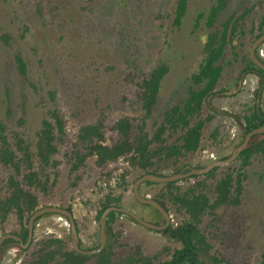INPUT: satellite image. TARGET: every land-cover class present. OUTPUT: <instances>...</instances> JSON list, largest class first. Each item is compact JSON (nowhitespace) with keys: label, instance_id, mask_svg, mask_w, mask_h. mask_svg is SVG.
Returning <instances> with one entry per match:
<instances>
[{"label":"rangeland","instance_id":"374dc122","mask_svg":"<svg viewBox=\"0 0 264 264\" xmlns=\"http://www.w3.org/2000/svg\"><path fill=\"white\" fill-rule=\"evenodd\" d=\"M177 1L127 0L121 5L120 0H0V120L5 123L12 144L15 133H20L30 144L36 159L34 167L38 169L36 142L42 120L49 117L52 109L63 116L66 136L54 156L60 164L46 169L50 177L46 191L30 190L39 197L38 208L72 206L76 221L79 219L81 224V244L85 248L98 243L92 240L93 234L100 231L96 215L101 199L109 191L121 195V205L145 220H164L136 199L133 185L139 174L132 171L125 157L99 167L96 156H91L80 170L72 172L69 156L82 125L103 119L107 143L111 144L118 139L112 130L118 118H141L140 84L163 63L169 70L153 115L148 119V129L154 130L168 109L187 98L192 74L199 70L210 31L205 17L198 27L195 21L200 13L208 15L216 0H190L181 26L174 25ZM246 9L249 11L242 21L245 34L238 32L233 43L227 46L217 92L202 111V117L211 114L214 118L203 129L201 147L177 163L169 162L170 167L163 168L166 175L187 165L203 167L212 160L230 156L244 139L240 123L256 102V91L262 82L260 104L264 110V76L242 74L255 35L264 30L261 23L264 22V0H229L217 26L230 14H242ZM4 33L12 37L10 44L1 38ZM18 50L27 61L26 78L18 71ZM263 50L264 43L258 51ZM175 138L176 135L169 141ZM240 166L241 160L237 159L219 166L210 177L191 176L177 185L183 190L190 186L203 188L213 200L217 181L227 173L236 175ZM13 172L14 169L0 163L1 186H6ZM125 172L126 184L122 179ZM244 173L240 203L222 205L203 217L201 227L212 244L211 253L223 259L215 264H258L264 250V153L255 155ZM198 182L201 184L197 185ZM165 190L163 183L143 184L140 189L143 196L151 198ZM166 205L171 210V223L177 226L185 216L176 213L170 199ZM65 221L58 214L42 216L35 225L30 249L23 248V251L9 243L1 264H27L33 259L36 241L43 237L65 238L67 246L72 248L70 224ZM114 227L123 229L124 244L118 248L117 258L139 246L145 255H158L152 264H159L181 247L170 234L147 228L126 216ZM19 231L15 213L0 225V236Z\"/></svg>","mask_w":264,"mask_h":264},{"label":"trees","instance_id":"16d2710c","mask_svg":"<svg viewBox=\"0 0 264 264\" xmlns=\"http://www.w3.org/2000/svg\"><path fill=\"white\" fill-rule=\"evenodd\" d=\"M126 1L120 0L121 5ZM228 2L229 0H216V3L210 7L208 15L200 13L195 21L198 27L200 20L205 17V24L210 28V31L204 42L203 58L199 70L192 74V85L189 87L187 98L168 109L164 113L163 120L154 130L148 129V119L153 115L164 77L169 70L165 63L157 66L140 84L142 117L122 116L118 118L112 125V130L118 134L116 141L111 144L107 143L103 119L80 127L69 156L72 172L80 170L89 157L96 156V164L99 167L117 162L125 157L130 162L132 171L139 174L138 177L146 173L166 175L163 168H169L170 165H167L169 162L177 163L181 157L195 153L200 149L203 129L207 122L214 118L211 114L205 118L202 117V111L204 106L209 104L210 98L217 92V85L224 69L221 61L225 55V50L229 44L233 43L238 32L242 35L245 34L242 21L245 20L249 9H246V12L242 14H230L217 26L221 13L227 7ZM189 3L190 0L177 1L174 25H182L189 9ZM261 23L264 25V22ZM263 33L264 30L261 29L255 35V39ZM1 38L5 43L10 44L12 37L8 33H4ZM257 54L264 61V57L260 56L259 51ZM248 59L242 74L254 73L263 77L264 70L253 62L250 55ZM16 62L19 73L26 78L28 76L27 61L19 50L16 54ZM262 90L263 82L256 91V102L250 108L249 113L243 116L244 122L240 123L244 137L248 132L264 124V110L260 104ZM51 93L52 99H54V92ZM11 111L9 109L8 114ZM237 117L241 119L240 116L237 115ZM23 121L24 119H21V122ZM175 135L176 138L170 142L169 138ZM14 136L15 143L12 144L7 133V127L0 120V163L5 167L14 169V172L7 179L6 186L0 185V225L7 222L11 213H15L20 224V231L16 234L25 243L28 238V220L40 206L39 197L30 189L47 190L50 177L45 171L48 167H57L60 164V161L54 156L59 153L60 144L64 142L66 122L57 109L50 110L49 117L42 120L36 142V155L40 169L34 167L36 159L33 158L30 144L26 143L20 133H15ZM19 153H21V157H19ZM262 153H264V133L254 135L248 146L239 155L238 159L241 160V166L237 174L227 173L217 181L214 186L215 197L213 200L207 192H204L203 188L200 190L196 186H190L183 190L180 185H177L180 180L163 183L166 190L158 193L154 199L169 212L171 210L167 207L166 200L170 199L176 213L184 215L185 218L177 226L171 223L168 228L162 230L163 233L170 234L173 239L179 241L181 247L174 249L170 258L160 261L159 264H215L223 260L211 253L212 244L201 227L203 217L207 214H213L222 205L240 203L244 169L251 164L255 155ZM218 168H214L205 175L212 176ZM183 169L185 167L177 172H181ZM127 172L122 174L123 181ZM20 175L22 179L19 178ZM192 177H197V175ZM145 184L157 183L146 182ZM200 184V182L197 183V185ZM121 199V195H115L113 191L107 192L99 203L96 220L99 222L100 216L106 208L112 205L121 206ZM145 206L150 207L163 218L156 208L146 204ZM67 209L73 212L72 206L67 207ZM125 216L134 220L131 216L121 212L113 211L108 215L107 243L99 253L90 255L79 253L73 247L67 246L68 243L65 238L49 236L36 241L33 259L27 264H89L91 261H93L91 264H152L159 256L145 255L139 246L124 257H116L118 248L124 242L121 240L122 227L116 230L114 225ZM154 223L162 225L165 221ZM78 232H80L79 228ZM33 241L34 237L26 249L27 251L32 246ZM97 242L96 245L87 248V250L98 248L99 239ZM9 243L17 245L25 251L18 242L8 239L0 250L1 261L8 250L7 245ZM166 249L164 250L166 251ZM258 264H264V250L260 255Z\"/></svg>","mask_w":264,"mask_h":264},{"label":"water","instance_id":"95a60500","mask_svg":"<svg viewBox=\"0 0 264 264\" xmlns=\"http://www.w3.org/2000/svg\"><path fill=\"white\" fill-rule=\"evenodd\" d=\"M263 43H264V33L262 35H260L257 39H255L254 43L251 46L250 54H249L250 58L253 60V62L262 70H264V61L259 58L257 51ZM261 133H264V124L253 129L252 131L248 132L245 135L242 143H240L234 149V151L232 152V154L230 156H228L227 158H224V159L212 160L211 162H209L207 165H205L203 167H195L192 165H187L185 167V169H183V171L177 172V173H172L169 175H155L152 173H146V174H143L142 176L138 177L135 180L134 185H133L134 195L140 203H142L144 205L145 204L150 205V206L156 208L161 213V215L163 216L164 221H165V223L162 225H158L154 222L145 220L139 214H137L135 211H133V210H131L125 206L112 205V206H110L104 210V212L101 214L100 219H99L100 231L98 234V239H99L98 248L87 250V249H83L80 246V237H79L78 227H77V223H76V220L74 217V213L65 207H61V206H57V205H51V206H45V207L38 208L30 216V218L28 220V225H27V227H28V238H27V241L25 243H24L23 239L19 235H17L16 233L7 232V233H4L0 236V250L4 246L5 241L8 239L15 240L16 242H18V244L22 248H28L30 243L33 240V237H34V229H35L37 219H39L40 217H42L46 214H58L62 217H65L69 221V224H70L72 247L77 252L82 253V254H87V255L99 253L106 246V243H107V230H106L107 217L113 211L121 212V213H124L128 216H131L134 220H136L138 223L144 225L147 228L154 229V230H160V231L165 230L171 224V215H170L169 211H167L165 209V207L161 203H159L156 199L148 197V196H143L141 194V191H140L141 186L143 184H145L146 182L168 183V182H174V181L182 180V179L194 176V175H204V174L209 173L210 171H212L216 167H219L221 165L230 164V163H232L238 159L241 152L248 146L251 138L256 134H261ZM185 170H187V171H185ZM0 264H1V260H0Z\"/></svg>","mask_w":264,"mask_h":264},{"label":"crops","instance_id":"0c3cea01","mask_svg":"<svg viewBox=\"0 0 264 264\" xmlns=\"http://www.w3.org/2000/svg\"><path fill=\"white\" fill-rule=\"evenodd\" d=\"M74 217H75V220H76V216L74 215ZM76 223H77V221H76ZM78 225H77V227L79 228V230H80V232H79V237H80V246L83 248V249H87V248H85V247H83L82 246V236H81V232H82V229H81V224H80V222H79V219H78V223H77ZM94 230V229H93ZM92 240L93 241H98V232L97 233H95V234H93V236H92Z\"/></svg>","mask_w":264,"mask_h":264},{"label":"built area","instance_id":"2783aa9c","mask_svg":"<svg viewBox=\"0 0 264 264\" xmlns=\"http://www.w3.org/2000/svg\"><path fill=\"white\" fill-rule=\"evenodd\" d=\"M260 54V56L261 57H264V50L263 51H261V53H259ZM67 220V219H66ZM68 221V220H67ZM67 221H65V224H67L68 225V222Z\"/></svg>","mask_w":264,"mask_h":264}]
</instances>
